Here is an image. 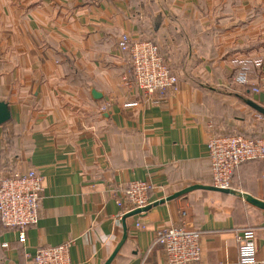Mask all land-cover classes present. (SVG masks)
<instances>
[{"label": "crops", "instance_id": "0c3cea01", "mask_svg": "<svg viewBox=\"0 0 264 264\" xmlns=\"http://www.w3.org/2000/svg\"><path fill=\"white\" fill-rule=\"evenodd\" d=\"M123 34L157 42L177 89L146 100L124 83L133 75ZM254 88L264 93V0H0V101L11 114L0 179L36 170L44 185L25 243L0 224V264H33L65 242L69 264H104L124 222L111 264H165L155 232L180 224L200 232V264H240L244 229L263 262L264 210L240 194L195 190L126 218L117 203L137 180L155 185L153 202L211 186V137H264V117L247 104L260 103ZM236 173L234 190L264 201V161Z\"/></svg>", "mask_w": 264, "mask_h": 264}, {"label": "built area", "instance_id": "2783aa9c", "mask_svg": "<svg viewBox=\"0 0 264 264\" xmlns=\"http://www.w3.org/2000/svg\"><path fill=\"white\" fill-rule=\"evenodd\" d=\"M118 49L128 55L132 81L125 78L127 86H134L149 100L158 92L177 89L178 77L173 74L161 55L158 45L146 38L121 35ZM238 82L247 83L246 72H241ZM261 89L254 88L258 94ZM127 106H136L130 104ZM208 157L212 172V185L220 189H233V176L238 167L248 161H264V138H247L240 135H214L208 143ZM155 185L149 181H133L120 190L119 206L125 213L142 209L154 202ZM43 176L36 170L13 173L0 179V224L19 233L25 243L26 231L38 224L40 201L43 197ZM137 226H140V224ZM200 232L183 224L171 225L155 232L154 241L165 257V264H200ZM256 233L244 229L237 237L240 264H264L256 257ZM71 242L37 251L33 264H69Z\"/></svg>", "mask_w": 264, "mask_h": 264}, {"label": "water", "instance_id": "95a60500", "mask_svg": "<svg viewBox=\"0 0 264 264\" xmlns=\"http://www.w3.org/2000/svg\"><path fill=\"white\" fill-rule=\"evenodd\" d=\"M93 96L95 98H100L101 96L99 94H97L95 91H93ZM255 100H259L260 103H255L254 101H248L247 104L253 109L255 110L257 113H259L260 115H262L264 117V107L262 106L263 102H264V93H260L258 96H256L254 98ZM10 108H8V105L1 102L0 101V125L6 123L7 121L10 120L11 118V114H10ZM195 190H207V191H214V192H218V193H222V194H226V195H236V194H240L242 198H244V200L249 203L250 205L257 207L259 209L264 210V201L259 200L247 193H238L237 191L233 190V189H220L219 187H214L213 185L211 186H205V185H192L190 187H187L177 193H174L173 195L165 198V199H161L159 201L154 202L152 205H149L145 208L142 209H136L135 211H131L129 213H127L125 215L126 217H133L137 215H140L142 213H146L148 211H150V209L152 207L164 204L166 202H168L169 200H174L177 199L179 197L185 196L186 194L193 192ZM125 220V219H124ZM128 238V228L125 224V222L123 223V236L121 241L119 242V244L117 245V247L115 248L114 252L111 254V256L107 259V261L104 264H111L113 262V260L115 259V257L117 256V254L119 253V251L121 250V248L123 247V245L126 243V240Z\"/></svg>", "mask_w": 264, "mask_h": 264}, {"label": "rangeland", "instance_id": "374dc122", "mask_svg": "<svg viewBox=\"0 0 264 264\" xmlns=\"http://www.w3.org/2000/svg\"><path fill=\"white\" fill-rule=\"evenodd\" d=\"M149 39H151V41H154L155 42V40H153L151 37H148ZM155 43H157V42H155ZM162 54V53H161ZM219 124V123H218ZM258 125V124H257ZM263 124H260L258 127H260V130H261V128L263 127L262 126ZM223 126H225V124H223ZM256 127V126H255ZM264 128V127H263ZM254 129H256V128H254ZM227 132L228 133H224V134H233V133H231L229 130H227ZM239 134V133H238ZM237 133L236 134H234V135H238ZM240 136H242V133H241V135ZM243 136H244V134H243ZM244 137H247V138H256V137H261L260 135H252V136H248V135H245ZM262 138H264V137H262ZM249 162V161H248ZM245 163H247V162H245ZM244 163V164H245ZM238 173V172H237ZM237 173H236V175H235V177H234V180H233V185L236 187H238L239 186V177L237 176Z\"/></svg>", "mask_w": 264, "mask_h": 264}, {"label": "trees", "instance_id": "16d2710c", "mask_svg": "<svg viewBox=\"0 0 264 264\" xmlns=\"http://www.w3.org/2000/svg\"><path fill=\"white\" fill-rule=\"evenodd\" d=\"M161 52V51H160ZM162 55V54H161ZM163 56V55H162ZM163 58H164V56H163ZM165 60V59H164ZM166 62V61H165ZM167 66H169V65H167ZM170 69V68H169ZM173 73V72H172ZM174 74V73H173Z\"/></svg>", "mask_w": 264, "mask_h": 264}]
</instances>
